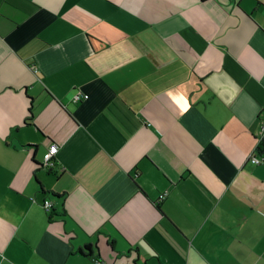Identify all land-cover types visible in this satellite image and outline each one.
<instances>
[{
  "label": "crops",
  "instance_id": "crops-1",
  "mask_svg": "<svg viewBox=\"0 0 264 264\" xmlns=\"http://www.w3.org/2000/svg\"><path fill=\"white\" fill-rule=\"evenodd\" d=\"M262 138L264 0H0V264H264Z\"/></svg>",
  "mask_w": 264,
  "mask_h": 264
},
{
  "label": "built area",
  "instance_id": "built-area-1",
  "mask_svg": "<svg viewBox=\"0 0 264 264\" xmlns=\"http://www.w3.org/2000/svg\"><path fill=\"white\" fill-rule=\"evenodd\" d=\"M87 98H88L87 95H84L78 91L73 95L72 101L73 103H79L82 100H86ZM58 151H59V147L56 144L49 145L48 149L46 150L43 156V162H42V165L46 170L51 172L55 167V159L58 154ZM249 162L254 165L264 164V156H257L256 154L255 155L253 154L250 156ZM42 206L47 213L52 212L53 204L50 200H44Z\"/></svg>",
  "mask_w": 264,
  "mask_h": 264
},
{
  "label": "trees",
  "instance_id": "trees-1",
  "mask_svg": "<svg viewBox=\"0 0 264 264\" xmlns=\"http://www.w3.org/2000/svg\"><path fill=\"white\" fill-rule=\"evenodd\" d=\"M125 112H126V113H125L126 115H125V116H122V118H124V119H126V120H131V117L134 116V114L132 113V111H130L129 109H127V110H125ZM32 121H33V119H32V114H31V111H30L29 116H28V118H27L25 124H26V125H30ZM256 150H257V153H258L259 156H264V138H262V140L259 142L258 147H257ZM37 184H38V185L40 186V188H41L40 183L37 182ZM41 191H42V189H41ZM52 195H53L55 198L61 196V195H58V194H55V193H52ZM52 214H53V211L51 212V215H52ZM85 251H86V254H85V255H87L88 257H91V255H92L91 247H90V246L86 247V248H85Z\"/></svg>",
  "mask_w": 264,
  "mask_h": 264
},
{
  "label": "water",
  "instance_id": "water-1",
  "mask_svg": "<svg viewBox=\"0 0 264 264\" xmlns=\"http://www.w3.org/2000/svg\"><path fill=\"white\" fill-rule=\"evenodd\" d=\"M43 166V165H42ZM44 168V167H43Z\"/></svg>",
  "mask_w": 264,
  "mask_h": 264
}]
</instances>
